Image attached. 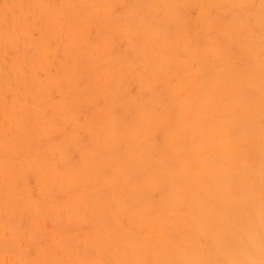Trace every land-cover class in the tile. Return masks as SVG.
<instances>
[{
  "label": "rangeland",
  "instance_id": "obj_1",
  "mask_svg": "<svg viewBox=\"0 0 264 264\" xmlns=\"http://www.w3.org/2000/svg\"><path fill=\"white\" fill-rule=\"evenodd\" d=\"M264 0H0V264L259 251Z\"/></svg>",
  "mask_w": 264,
  "mask_h": 264
},
{
  "label": "clouds",
  "instance_id": "obj_2",
  "mask_svg": "<svg viewBox=\"0 0 264 264\" xmlns=\"http://www.w3.org/2000/svg\"><path fill=\"white\" fill-rule=\"evenodd\" d=\"M261 228L264 230V220L261 222ZM249 259L245 261H230L225 259H220L210 262V264H264V231L261 233V240L259 251L257 252L254 248L250 249L248 252ZM28 264H46L44 261H31Z\"/></svg>",
  "mask_w": 264,
  "mask_h": 264
}]
</instances>
